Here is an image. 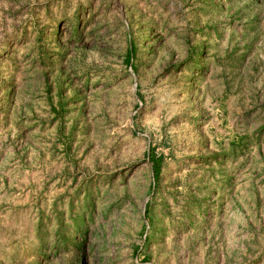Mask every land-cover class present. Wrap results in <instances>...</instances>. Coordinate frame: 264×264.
<instances>
[{
    "label": "rangeland",
    "instance_id": "1",
    "mask_svg": "<svg viewBox=\"0 0 264 264\" xmlns=\"http://www.w3.org/2000/svg\"><path fill=\"white\" fill-rule=\"evenodd\" d=\"M0 264H264V0H0Z\"/></svg>",
    "mask_w": 264,
    "mask_h": 264
},
{
    "label": "trees",
    "instance_id": "2",
    "mask_svg": "<svg viewBox=\"0 0 264 264\" xmlns=\"http://www.w3.org/2000/svg\"><path fill=\"white\" fill-rule=\"evenodd\" d=\"M149 158L151 159V161L154 163V166L156 167V165L158 163V159L154 158V156H149Z\"/></svg>",
    "mask_w": 264,
    "mask_h": 264
}]
</instances>
